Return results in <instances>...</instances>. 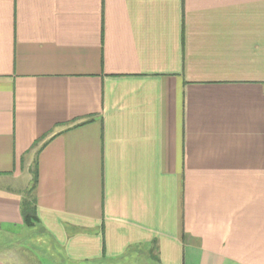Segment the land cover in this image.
<instances>
[{
  "label": "crops",
  "instance_id": "crops-1",
  "mask_svg": "<svg viewBox=\"0 0 264 264\" xmlns=\"http://www.w3.org/2000/svg\"><path fill=\"white\" fill-rule=\"evenodd\" d=\"M0 234V264H264V0H0Z\"/></svg>",
  "mask_w": 264,
  "mask_h": 264
},
{
  "label": "trees",
  "instance_id": "trees-1",
  "mask_svg": "<svg viewBox=\"0 0 264 264\" xmlns=\"http://www.w3.org/2000/svg\"><path fill=\"white\" fill-rule=\"evenodd\" d=\"M32 183L29 189L24 193L21 201V214L24 222V226L28 228H33L40 223L37 214V203L35 199V189L37 184V171L32 170Z\"/></svg>",
  "mask_w": 264,
  "mask_h": 264
},
{
  "label": "rangeland",
  "instance_id": "rangeland-1",
  "mask_svg": "<svg viewBox=\"0 0 264 264\" xmlns=\"http://www.w3.org/2000/svg\"><path fill=\"white\" fill-rule=\"evenodd\" d=\"M30 229H33V228H30ZM32 233H34V234H29L28 232H24L22 235L13 236L14 238H12L11 241H9V239H8L6 242L7 243H10L12 241H20V242H28V241H31V242H35L36 241L35 235H39V234H37V233L35 234V232H32ZM1 237H3V236H1V234H0V238Z\"/></svg>",
  "mask_w": 264,
  "mask_h": 264
}]
</instances>
